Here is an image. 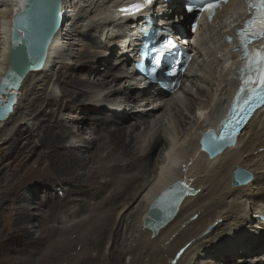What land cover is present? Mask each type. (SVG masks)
Wrapping results in <instances>:
<instances>
[{
    "label": "bare ground",
    "instance_id": "1",
    "mask_svg": "<svg viewBox=\"0 0 264 264\" xmlns=\"http://www.w3.org/2000/svg\"><path fill=\"white\" fill-rule=\"evenodd\" d=\"M61 2L63 24L48 45L43 67L24 76L4 122L21 111L24 145L42 147L35 159L38 170L58 172L70 186L62 196L54 195L57 204L42 217L47 227L36 235L40 219L21 226L26 238L19 241L48 246L42 264H264V227L255 221L264 212V110L214 159L201 154L197 144L207 120L224 111L232 70L226 67L236 60L229 63L215 37L208 43L210 35L196 36L191 47L201 57L202 75L191 78L182 96L169 97L147 86L129 65L136 20L119 9L144 0ZM170 4L180 8L178 0ZM23 5L24 0H0V79L8 67L12 15ZM145 8V13L170 19L162 9ZM178 11L182 20L188 16L182 7ZM59 79L63 86L58 94ZM43 104L64 107L70 114L37 117ZM89 118L91 125L79 128ZM36 131L38 144L33 143ZM109 159L114 162L106 168ZM120 159L124 161L118 164ZM235 166L250 171L253 179L232 186ZM106 171L111 174L104 178ZM175 180L190 181L200 191L182 198L176 216L152 235V229L142 226V216L157 193ZM12 188L13 198L3 199L17 202L10 217L14 225L0 226L9 231L31 220L32 204L26 200L34 196L33 190L27 195L19 185ZM73 194L84 195L87 205L74 204L80 199ZM77 238L81 243L76 244Z\"/></svg>",
    "mask_w": 264,
    "mask_h": 264
},
{
    "label": "rangeland",
    "instance_id": "2",
    "mask_svg": "<svg viewBox=\"0 0 264 264\" xmlns=\"http://www.w3.org/2000/svg\"><path fill=\"white\" fill-rule=\"evenodd\" d=\"M99 67H102L104 70H107L104 65H99ZM55 70L56 68H53L51 76H53ZM100 73H102V70H100ZM27 83L28 82H26L25 84ZM57 83L58 85L56 91L59 94V90L63 86L62 79H59ZM41 104L42 103L36 104L31 108V110L34 111L38 109V106ZM63 109L64 107H62L61 110H58V108L54 105L43 104L41 106V112L39 111L37 113V117L42 118L44 117V115L49 116L51 114L56 115L60 112H62L66 117L69 116L70 113H68L67 110L65 111ZM74 114L75 113H73V115ZM21 115L22 112L19 111L15 113L13 117L9 118L7 122H0V226L10 227L11 225H14L11 224L10 217L12 219V212L17 202H15L14 205L10 200H4L3 198H13L12 192L8 191V189L14 190L12 187L15 185L20 186L19 192H22V194L25 193L28 195L31 193V190H33V200L28 201L25 199L29 204H32L31 208L28 210V213L31 216V220L28 221V223L26 222L18 224V230L10 229L9 231L8 229L5 230L4 228L0 227V264H42L39 262L44 260L46 256L45 251L48 250V246H46L45 244L35 245V242L33 243L31 239H27L25 240V242L19 241L26 238L22 236V233L21 231H19V228H21V226L24 227L32 225L31 223H35L40 219L41 225L37 228L38 231H36L35 233L36 235H38L40 232L39 229L47 227L48 222L42 220V217L46 215L45 212H47L48 208L52 209L57 204V199L54 198V195L62 196L64 193V189L66 188V186L69 185V183L62 181L63 176L58 172L48 171V173L46 174L43 173L41 170H38L35 159L42 147L39 146L37 147V149H34L32 147V143L28 144V147L24 145L25 139L23 135H20V133L26 134L27 132H24L26 128L25 124L19 126L18 122H20ZM66 121H68V119ZM90 121V118L88 120H85V122L79 124V128L83 127V129L85 130L88 126L91 125ZM8 135L10 136L9 140L2 143L3 139ZM38 138V131H36L34 133L33 143L38 144ZM163 146L164 144H161L158 149ZM31 151H35L33 155H31ZM109 160L110 161L105 165L106 168L108 167V165L114 162V159ZM122 161L124 160L120 159L118 164H121ZM45 166V164H41L42 168ZM110 174L111 171H106L105 176L103 177H110ZM71 196L80 199L73 200L74 204L77 205L79 203H84L87 205L88 199L84 195L73 194ZM12 201H14V199H12ZM91 202L93 203L94 201L92 200ZM66 209L67 208L64 207L63 209L58 210V212L62 213V211ZM57 223L58 225L62 224V222H56L55 224ZM36 235L34 236L36 237ZM68 236L69 235H67V237ZM77 243H81L80 239L78 238L76 244ZM105 245L106 248L110 246L109 243H105ZM133 246H135V244H133ZM59 250L63 252L62 248H60Z\"/></svg>",
    "mask_w": 264,
    "mask_h": 264
},
{
    "label": "water",
    "instance_id": "3",
    "mask_svg": "<svg viewBox=\"0 0 264 264\" xmlns=\"http://www.w3.org/2000/svg\"><path fill=\"white\" fill-rule=\"evenodd\" d=\"M61 1L24 0V5L13 13L8 67L0 79V121L5 120L12 112L13 104L18 97L16 90L27 72L43 67L48 45L63 24ZM21 52L25 55L23 64L18 63ZM28 54L31 55V59L27 58ZM10 70L15 72V76L9 75ZM1 95H5L6 98L3 100ZM246 179L247 176L241 178L242 181ZM182 193L183 190L167 203L170 205L162 220H159L160 224L173 216Z\"/></svg>",
    "mask_w": 264,
    "mask_h": 264
},
{
    "label": "snow or ice",
    "instance_id": "4",
    "mask_svg": "<svg viewBox=\"0 0 264 264\" xmlns=\"http://www.w3.org/2000/svg\"><path fill=\"white\" fill-rule=\"evenodd\" d=\"M152 0H144V3H136L132 4L126 8L119 9L121 12L127 13H135L142 11L144 7L148 4H151ZM190 6L187 8L189 12L197 10L196 4L197 0H189ZM248 7L250 10L251 18L245 22L244 27H241L238 35L240 38V47L243 49V61L244 66L240 69L241 72V80L243 81V85L247 86L251 89L252 92H259L258 97H249L244 100V104L247 105L250 100L258 99L261 104H264V48L262 49H251L249 48L250 39L255 38L256 36H264V0H247ZM216 2L206 3L204 4L201 10L206 11L209 14V18L211 19L213 15V10L217 7ZM231 40V37H228ZM28 59H31V55L28 54ZM25 59V55L21 52L19 57V64H23ZM155 70V68L153 69ZM10 76H15V72L9 71ZM7 83V81H5ZM243 91V87L241 89ZM239 102L237 104V108H239ZM247 111L243 108L240 109L239 114H237L234 109L233 115L228 119L225 123L223 129L220 133L212 134L214 141H222V142H233L234 137L238 134L240 129V117L247 116Z\"/></svg>",
    "mask_w": 264,
    "mask_h": 264
}]
</instances>
